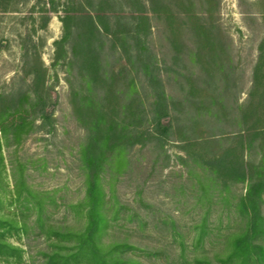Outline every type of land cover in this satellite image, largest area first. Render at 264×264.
I'll return each mask as SVG.
<instances>
[{
    "label": "rangeland",
    "instance_id": "obj_1",
    "mask_svg": "<svg viewBox=\"0 0 264 264\" xmlns=\"http://www.w3.org/2000/svg\"><path fill=\"white\" fill-rule=\"evenodd\" d=\"M263 129L264 0H0V264H264Z\"/></svg>",
    "mask_w": 264,
    "mask_h": 264
},
{
    "label": "trees",
    "instance_id": "obj_2",
    "mask_svg": "<svg viewBox=\"0 0 264 264\" xmlns=\"http://www.w3.org/2000/svg\"><path fill=\"white\" fill-rule=\"evenodd\" d=\"M140 1V0H139ZM139 5L143 6V10L145 11H136L135 14L133 16V21L135 23V25H137V30L136 31V36L139 39H141V35H140V28L139 25L140 23H144V22H149L150 18L149 16H147V12H146V6H144V3L141 1L139 2ZM95 12V11H93ZM101 13V12H99ZM142 13V14H140ZM139 14V15H138ZM80 19L86 21L92 29V38L93 36L95 37H99V38H104V34H107L109 32V29L107 28V25H105L106 23H108V20L111 19L110 15H98L97 17H93L90 13H85V15H81L79 16ZM70 20V17L66 18V20H64V27H65V36L62 39V43H66L70 41V38L73 36L72 31L69 27V23L68 21ZM94 37V38H95ZM75 51V49H74ZM90 52V51H89ZM40 98V97H38ZM156 105H158V116H156V118L154 119V124H156L159 128H162L164 130L165 133L169 132L172 130V123L170 121H166L165 123L163 122V120H166L169 118V109H168V105L166 102V96H164L163 93V97L161 96L160 98L158 97V101L156 102ZM24 123V122H23ZM22 123V124H23ZM22 125H18L16 124V128H20ZM25 126V125H24ZM23 126V127H24ZM258 131V130H257ZM258 132H264L263 131H258ZM20 136V135H19ZM108 139V138H107ZM109 140V139H108ZM105 141V140H104ZM100 162V159L98 158V156L96 154L92 153L91 158H89V160H87V168L89 171V178H90V182L88 185V191H87V195H88V225L87 228L85 230V233L83 234V243L80 247V251H83L86 249V247L88 245H92L93 241H94V237L96 236V234L98 233V230L100 228V222L101 221V215L99 214V208H98V184H97V173L95 170L96 165ZM220 162V161H218ZM264 190V180L260 181V183H258L256 186L252 185L249 193L245 199V201H243V206L245 208H249L246 204V201L249 203V206L252 207V211L255 214L254 217L249 219V225L247 228L246 233L240 237L238 240H236V242L234 243V256H236L238 253L243 252V251H247L249 250L250 247V241L252 239H254L255 237H257L259 231H261L262 229V221L261 218L259 216L256 215L257 213V205L254 204V202H252V200L254 198H256L257 196H260V192ZM18 193L16 194L17 197L21 196V192H19V189L17 191ZM2 225L1 221H0V226ZM3 235H0V237H2ZM6 245H0V251L1 249L5 248ZM257 249H261L259 246L256 247ZM245 253V252H243Z\"/></svg>",
    "mask_w": 264,
    "mask_h": 264
}]
</instances>
